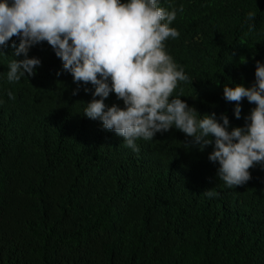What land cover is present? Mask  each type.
Wrapping results in <instances>:
<instances>
[{"label":"trees","instance_id":"16d2710c","mask_svg":"<svg viewBox=\"0 0 264 264\" xmlns=\"http://www.w3.org/2000/svg\"><path fill=\"white\" fill-rule=\"evenodd\" d=\"M157 6L176 10L179 36L165 51L189 77L172 98L197 119L223 114L229 131L243 127L255 105L245 98L237 119L223 89L251 87L264 65V0ZM13 41L0 48V264H264V164L229 188L213 146L201 151L175 127L133 151L83 114L94 86L74 83L46 41L29 49L36 74L10 82V62L24 58ZM104 102L124 107L114 93Z\"/></svg>","mask_w":264,"mask_h":264},{"label":"clouds","instance_id":"9594fccd","mask_svg":"<svg viewBox=\"0 0 264 264\" xmlns=\"http://www.w3.org/2000/svg\"><path fill=\"white\" fill-rule=\"evenodd\" d=\"M255 15L249 12L247 19ZM175 19L176 10L158 7L157 0H0V48L16 36L20 43L17 47L13 41V55L24 56L10 62L7 78L18 82L26 74L34 76L41 61L29 58V49L46 41L74 83L94 86L86 117L102 121L136 152L138 138L152 140L175 127L201 151L212 145L208 159L218 162L217 176L229 188L242 186L251 179L249 169L264 164V65L257 61L251 87L223 89L224 98L236 103L237 119L245 98L255 105L243 127L229 131L223 114L222 123L215 113L197 119L196 109L181 96L172 98L178 82L189 80L165 51V41L179 36L169 26ZM110 93L123 101V108L105 105Z\"/></svg>","mask_w":264,"mask_h":264}]
</instances>
